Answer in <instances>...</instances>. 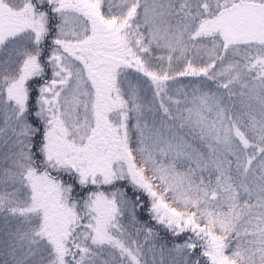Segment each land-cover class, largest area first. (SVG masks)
<instances>
[{"label":"snow or ice","instance_id":"6c2138e0","mask_svg":"<svg viewBox=\"0 0 264 264\" xmlns=\"http://www.w3.org/2000/svg\"><path fill=\"white\" fill-rule=\"evenodd\" d=\"M0 264H264V0H0Z\"/></svg>","mask_w":264,"mask_h":264}]
</instances>
